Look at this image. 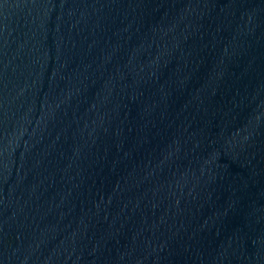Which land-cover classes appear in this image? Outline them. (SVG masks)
<instances>
[{"label": "water", "instance_id": "obj_1", "mask_svg": "<svg viewBox=\"0 0 264 264\" xmlns=\"http://www.w3.org/2000/svg\"><path fill=\"white\" fill-rule=\"evenodd\" d=\"M0 264H264V0H0Z\"/></svg>", "mask_w": 264, "mask_h": 264}]
</instances>
